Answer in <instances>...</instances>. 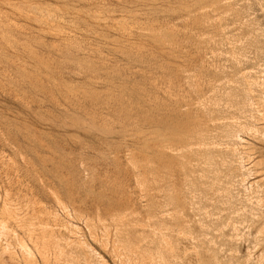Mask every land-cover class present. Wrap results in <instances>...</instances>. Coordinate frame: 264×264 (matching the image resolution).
Segmentation results:
<instances>
[{
	"label": "rangeland",
	"instance_id": "374dc122",
	"mask_svg": "<svg viewBox=\"0 0 264 264\" xmlns=\"http://www.w3.org/2000/svg\"><path fill=\"white\" fill-rule=\"evenodd\" d=\"M0 264H264V0H0Z\"/></svg>",
	"mask_w": 264,
	"mask_h": 264
}]
</instances>
